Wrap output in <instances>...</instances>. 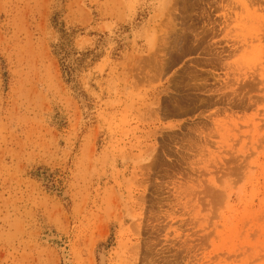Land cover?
I'll return each mask as SVG.
<instances>
[{
    "label": "rangeland",
    "instance_id": "1",
    "mask_svg": "<svg viewBox=\"0 0 264 264\" xmlns=\"http://www.w3.org/2000/svg\"><path fill=\"white\" fill-rule=\"evenodd\" d=\"M0 264H264V0H0Z\"/></svg>",
    "mask_w": 264,
    "mask_h": 264
}]
</instances>
